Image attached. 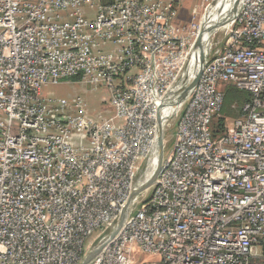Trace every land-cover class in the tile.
Wrapping results in <instances>:
<instances>
[{"label": "built area", "instance_id": "1", "mask_svg": "<svg viewBox=\"0 0 264 264\" xmlns=\"http://www.w3.org/2000/svg\"><path fill=\"white\" fill-rule=\"evenodd\" d=\"M177 2L0 0V264H80L156 155L158 117L176 130L152 193L90 264H136V247L160 264H264V0L211 32L183 99L202 21L176 24ZM74 78L106 86L115 115L43 95ZM226 85L253 99L216 136Z\"/></svg>", "mask_w": 264, "mask_h": 264}, {"label": "rangeland", "instance_id": "2", "mask_svg": "<svg viewBox=\"0 0 264 264\" xmlns=\"http://www.w3.org/2000/svg\"><path fill=\"white\" fill-rule=\"evenodd\" d=\"M213 1L214 0H181L180 3L179 0L180 4L175 23L178 25H189V23L191 22L195 25H199L204 15L205 17L203 22L205 21V19L208 20L209 11L212 9V6H210L209 8L208 6L209 4L211 5ZM221 33L222 32L216 34L215 40L219 36H221ZM228 86L231 85H226L224 87V91ZM239 91H241L240 98L243 101L242 106L252 101L253 95L250 92L240 89ZM43 95L63 97L71 101L75 100L78 96L82 97L87 102V112H85V115L97 123H100L103 120H107L115 115V109L111 105L110 91L106 86L102 84L94 86L90 83L78 80L75 82L63 81L58 84L51 83L43 87ZM221 116L225 117L228 120L235 119L233 117L222 114ZM175 130L176 121L174 120L171 123V127L165 130V153H167L173 147ZM71 138L73 144L77 146L86 145L87 143V139L84 134H74ZM152 186L143 191V198L148 197L152 193ZM106 234L108 233L100 232V230L94 232L88 239L87 249L93 247ZM133 256L136 264H160V256H152L149 253H144L139 247H136L135 251L133 252Z\"/></svg>", "mask_w": 264, "mask_h": 264}, {"label": "water", "instance_id": "3", "mask_svg": "<svg viewBox=\"0 0 264 264\" xmlns=\"http://www.w3.org/2000/svg\"><path fill=\"white\" fill-rule=\"evenodd\" d=\"M241 1L242 0L230 1L228 9H230V11H232V12L236 11L238 9ZM216 2H217V0H214L210 6L213 7L216 4ZM203 20H204V18H203ZM203 20H202L201 29H200V32L198 35V39L196 42V46H195V49L197 51H199V53L201 55V64L199 65L195 79L192 81V83L188 87L184 88V92L182 94V99H183V97H185L187 91L191 87H193L197 84L198 79L200 77V74L202 72V69L208 60V52L206 50V41H207L208 37L205 38V33H208L211 30H210V27L203 26L204 25ZM164 152H165V129H164L161 117H158V130H157L158 164H157L156 169L154 170V172L149 177H145V174H144L140 179H138L135 182L134 189L132 191L130 199L126 203L116 226L107 235H105L101 240H99L93 247H91L87 251V253L85 254V256H84V258L80 264H90L108 246V244L110 242H112L119 235V233L122 231V229L126 225L128 219L132 213L133 204H134L135 199L144 190H146L147 188L151 187L154 184L155 179L158 175V171H159L161 164H162V161H163Z\"/></svg>", "mask_w": 264, "mask_h": 264}, {"label": "bare ground", "instance_id": "4", "mask_svg": "<svg viewBox=\"0 0 264 264\" xmlns=\"http://www.w3.org/2000/svg\"><path fill=\"white\" fill-rule=\"evenodd\" d=\"M230 1L232 0H217L216 4L209 11L208 20L205 19V21L203 22L204 23L203 26L210 27V30L213 31L214 29L220 28L222 26L223 27L226 26L230 21L234 20L239 12V8L236 11L233 12L230 11V9H228ZM211 31L205 33V38L211 34ZM193 63H194V67L192 68L193 72L190 74L189 78H192L193 73L197 72L199 68V63L201 64L200 53H199V57H198V53H196V59L194 58L191 64L193 65ZM174 112L175 109L170 108L168 111L164 113L170 116ZM157 164H158V154L156 153L154 158L151 159L146 166L145 177H149L154 172V170L157 167Z\"/></svg>", "mask_w": 264, "mask_h": 264}, {"label": "trees", "instance_id": "5", "mask_svg": "<svg viewBox=\"0 0 264 264\" xmlns=\"http://www.w3.org/2000/svg\"><path fill=\"white\" fill-rule=\"evenodd\" d=\"M239 89L228 86L225 90L224 104L221 110L222 115H226L233 118H238L241 116V110L243 101L240 98ZM226 125L225 117L217 116L213 122V133L214 135H220L224 132Z\"/></svg>", "mask_w": 264, "mask_h": 264}, {"label": "crops", "instance_id": "6", "mask_svg": "<svg viewBox=\"0 0 264 264\" xmlns=\"http://www.w3.org/2000/svg\"><path fill=\"white\" fill-rule=\"evenodd\" d=\"M178 2H177V4H178V6H179V4L181 3V0H180V3H179V0H177ZM68 81H77V79L76 78H74V79H72V80H68ZM78 97H80V96H78ZM81 99H82V101H83V104H84V112H87V110H86V108H87V102L82 98V97H80ZM135 250H133V252H134ZM135 255V254H134Z\"/></svg>", "mask_w": 264, "mask_h": 264}]
</instances>
